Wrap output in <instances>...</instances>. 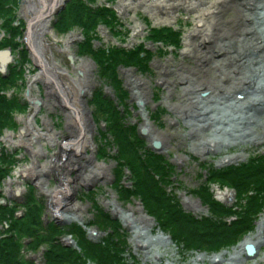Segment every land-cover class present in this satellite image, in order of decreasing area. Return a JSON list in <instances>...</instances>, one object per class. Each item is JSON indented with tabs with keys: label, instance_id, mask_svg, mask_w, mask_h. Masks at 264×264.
I'll return each mask as SVG.
<instances>
[{
	"label": "rangeland",
	"instance_id": "1",
	"mask_svg": "<svg viewBox=\"0 0 264 264\" xmlns=\"http://www.w3.org/2000/svg\"><path fill=\"white\" fill-rule=\"evenodd\" d=\"M27 1L31 5L32 17L20 15L25 25L33 20L36 14L34 7H40L39 0H25L24 5ZM125 1L128 6L124 12L120 9L122 0H73L70 6L75 3L70 12L72 18H79L78 24L69 27L62 36V31L59 34L54 30L56 15L49 21V31L57 40L67 41L71 37L67 49L69 52L61 54L54 51L61 58L62 69L71 71L72 76L87 83L86 75L92 79L93 91L82 102L84 111L92 115L94 122L89 135L92 140L87 154L89 168L86 165L80 170L71 168L66 174L60 170L63 162L58 155H61V151L51 142V138L57 142L69 141L67 113L64 108L52 105L56 99L50 98V93L45 89V73L34 58H30L32 62L29 61L25 66L27 71L21 82L23 87H19L18 82L0 86V253L1 244L6 245L9 254L15 255L20 264H264V235L261 242L255 245L254 257L248 258L240 251L244 240L255 235L259 223L264 221V169L249 171L252 178H243V189L237 190L234 184L240 173L246 171L245 167L251 163L258 166L254 160L259 155L264 157V106L256 107L257 111L262 112L261 115L247 112L249 117L253 116L250 133L258 137V143L226 136L225 142L217 140L220 145L215 149L208 146L207 151L203 149L200 152L196 145L202 138L196 136V123L189 122V116L179 111L186 105L187 99L190 102L197 98L207 100L203 95L205 88L198 89L195 98L188 92L187 98L184 89L188 85L184 80H191L192 85L201 87L214 84L211 80L215 78L214 71L206 69L193 56L189 50L191 47H186L187 36L202 29V25L196 22L192 12L184 8L173 14L169 23H164L159 20L167 18L166 14L161 13L158 19L144 7L136 8L138 0ZM216 1L206 0V3ZM255 1L260 3L264 0ZM231 4L229 2L223 7L222 17H219L223 22H229L233 16L230 10L234 11V5ZM165 29L183 33L179 47L150 38L155 37V30ZM90 33H95V39L99 42L83 48L84 35ZM195 35L197 37L191 35L189 38L198 47L202 38ZM51 37L45 35L47 40ZM53 45H56L55 41ZM63 48L61 44L58 49L64 51ZM111 51L115 53L116 59L126 63L121 66L111 63ZM129 58L133 64L129 63ZM82 63H87L90 68L85 72L72 70ZM247 64H251L249 59ZM12 65H21L20 55H15ZM256 66L259 68L261 65ZM243 69L248 78L258 81V74L255 76L253 73L255 70L242 67L241 72ZM203 70L210 76L204 78L205 74H201ZM34 78L43 84H31ZM228 83L221 86L229 89ZM249 83H245L244 87L248 91L246 96L232 92L233 96L226 99L228 103L233 104L245 97L247 100L260 99L261 96L254 92L255 84ZM112 84L115 88H112ZM32 87H35L33 92ZM94 91H98L95 112L94 104H90ZM33 93L41 102L38 107L31 100ZM16 101L27 105V110L19 105L15 112L12 111V102L17 104ZM48 101L52 104L47 105ZM115 114L118 121L135 130L141 143L134 141L137 147L138 144L143 145V156L147 152L155 153L163 159V164L166 160L167 167L174 172L171 173L174 182L171 181L170 188L168 181L164 184L168 188L164 189L163 194L164 199L166 197L171 201L173 198L179 206L183 222L193 228L195 233L203 229L216 231L221 227L234 228L236 236L241 237L238 241L232 246L228 245L230 248L217 245V249L212 247V243L220 244L218 237L196 243L188 241L190 238L187 240L183 228L168 223L171 216L167 212L163 218L152 214L154 206L151 202L156 200L148 196L151 186L144 180L139 181L128 167L122 166L116 139L104 137L111 135ZM221 114L219 116L226 115ZM27 120H32V127L29 123L27 125ZM15 122L16 126H13ZM146 128L149 132L144 130ZM197 131L202 130L197 128ZM66 137L68 140H65ZM158 138L164 139L163 145L154 141ZM7 156L15 157L16 160L9 162ZM101 163L111 168L98 179H86L87 182L82 183L83 174L93 169V165ZM153 169L155 173L156 168ZM164 169L162 167V171ZM37 173L40 175H33ZM232 173L237 176L230 181L223 176ZM159 180L165 182L162 175ZM67 184L71 194L61 207L55 209L48 192L64 191ZM204 187L207 189H201ZM189 190L198 192L191 193ZM155 192L160 195L157 183ZM175 193L174 198L172 196ZM221 194L224 196L220 200ZM190 200L198 206L191 205ZM141 217H146L142 221V224L146 223V230L140 232L143 235L145 233L143 237H139L140 234L127 221ZM159 218L166 220L165 225L171 228L169 231H161L156 223ZM192 222L202 224L193 225ZM261 224L264 232V223ZM210 231L203 230L206 234H213ZM82 237L86 238L87 245L80 242ZM174 238L179 244L173 242ZM95 241L98 245H92ZM139 243L144 246H139ZM183 243L189 246L186 254L178 247ZM116 250V257L113 258L110 254Z\"/></svg>",
	"mask_w": 264,
	"mask_h": 264
},
{
	"label": "bare ground",
	"instance_id": "2",
	"mask_svg": "<svg viewBox=\"0 0 264 264\" xmlns=\"http://www.w3.org/2000/svg\"><path fill=\"white\" fill-rule=\"evenodd\" d=\"M60 1L62 2L63 0H39L40 7H34L36 14L33 15V20L27 26L25 39H27L31 53L34 55L35 59L38 60L45 73V89L50 93V98L56 99L54 104L49 101L46 102V104H56L58 108H64L67 113V134H69V141L63 143L57 142L51 138V142L55 143V147H58L61 151V155H58L59 160L63 162V164L61 163L62 169L60 170L66 174L71 168L80 170L82 167L84 169V165H86L87 168H89L88 165H90V163L87 162L89 161L87 159V154L90 149V143H92L89 135L92 133L94 122L92 121V115H89L88 111V113L84 111V104L82 105V102H85L86 99L84 97L88 96L93 89L92 79L88 77V75L86 76L89 83H87L86 80L75 78L70 73L71 71L62 69L61 58L54 52L56 51L61 54L69 52L67 49L69 48V42H71V37L67 41L57 40L55 35L49 31L51 26L49 21L53 18L58 5L61 3ZM229 2L234 5V11L230 10L233 12V16L230 18L229 22H223L219 17H222L223 7L226 4L228 5ZM127 6L126 1L122 0L120 9L125 12ZM140 6L144 7L151 16L158 19L161 13L166 14L167 18L165 17L159 20L161 22L165 21L164 23H169L174 17L173 14L179 11L180 8H184L190 13L192 12L195 15L196 22L202 25H200L202 29L194 31V34L187 36L186 47H191L189 50L194 57L198 58L199 63H203L206 69L214 71L215 78L211 80L216 86L209 83L207 86L201 87L199 85H192L193 83L191 80H184L188 85L184 89V95L187 98L188 92L194 95L191 97L195 98V95L198 94V89L205 88L203 95L207 100L197 98L194 102H190V99H187L185 101L186 105L181 107L179 111L180 114L187 115V117L189 116L187 119L189 122L196 123L194 131L196 136L200 135L199 138H202L198 142V145H196L200 152L203 149L207 151L209 149L208 146L215 149L216 146L218 147V145H220L217 140L225 142L224 137L226 136L232 139L238 138L247 142L258 143V137L250 133L253 129L251 126L253 123L251 120H254L253 116L249 117V113L247 112H257L261 115L262 112L257 111L256 107L261 108L264 106V1L257 3L255 0H239V2L237 0H217L216 2L206 3V0H138L136 8ZM227 7L229 8V6ZM30 8L31 5L27 1L25 5L23 4V11H21V13L27 14V17H32ZM41 16L44 17L46 20L45 22L40 20ZM241 26H244V29H241ZM47 34L52 36L50 40L45 38ZM195 34H198V37L201 36L202 38L201 42L198 41V43L200 42L198 47L189 38L191 35L197 37ZM215 40L218 41L216 42ZM54 41L56 45H53ZM209 43H215L216 45L212 46V44ZM61 44L64 47V51L58 49ZM45 46L49 47L46 48ZM248 59L251 63L249 65L247 64ZM217 63L220 64L218 65ZM256 64H260L261 66L257 68ZM88 67L90 68V65L82 63L76 65L72 70L76 71L79 69L85 72V70H88ZM242 67L255 70L256 72L253 73L255 76L258 74V81L254 82L253 78H248L244 74V69L243 72H241ZM256 68L259 70H256ZM201 69L204 68L201 67ZM201 74H205L204 78L210 76L207 75L206 70H203ZM83 76L84 75H82V77ZM257 78H255V80ZM35 82H41L43 84L39 79H31V84ZM226 82H229V89H225V87H223L224 85L221 86V84ZM245 83L255 84L254 92L261 96L260 99L247 100L245 97L244 100L234 102L233 104L232 102L228 103L229 100L226 99L233 96L231 95L232 92H234L235 95L240 94L246 96L248 94V91L244 89ZM0 86L4 85L0 84ZM33 89H35V87H32V92ZM136 99L144 101L142 98ZM31 100L36 103V107H38V104H41L34 93L33 96L31 95ZM221 113L226 115L219 116ZM31 122L32 120H27V125L29 123L32 127L30 124ZM197 128L202 131H197ZM144 130L149 132L148 128ZM107 136L110 137V135H104V137ZM206 136H208L210 140H208ZM65 140H68V137H66ZM163 140L162 138H158L154 141L163 145ZM110 168L111 166L105 163L93 165V169L83 174L81 182L85 183L87 180L98 179ZM33 175L39 176L40 174L37 173ZM67 186L68 184L64 186V191L48 192L50 202L55 209L61 207V204L67 201L70 196L71 190ZM189 192L196 193L198 191L189 190ZM175 195L176 193L172 197ZM223 196L224 195L221 194L218 199L221 200ZM190 202L191 205L196 204L198 206V204L192 200H190ZM174 203L176 204L175 201ZM121 211L123 210L121 209ZM145 218L141 217L137 220H127L131 226L134 227L136 233L138 232V234H140L139 237L145 235V233L144 235L140 233L144 232L143 230L145 229L146 223L142 224V221L146 220ZM262 222L264 223L263 220ZM262 222L259 223L260 226L256 230V234L244 240L243 244L240 246L241 252L244 253L245 244L258 245L261 242L262 236L264 235L261 228ZM160 240L163 241L162 238H160ZM80 242L87 245L86 238L80 239ZM92 245L95 244L93 243ZM139 246L144 245L139 243ZM178 247L185 254L187 253V244L183 243ZM236 252L239 253V251ZM235 255L240 256L241 254L236 253Z\"/></svg>",
	"mask_w": 264,
	"mask_h": 264
},
{
	"label": "trees",
	"instance_id": "3",
	"mask_svg": "<svg viewBox=\"0 0 264 264\" xmlns=\"http://www.w3.org/2000/svg\"><path fill=\"white\" fill-rule=\"evenodd\" d=\"M0 2H1L0 15H2V14L7 13L8 8L6 4L8 5L10 0H0ZM65 14L66 13L60 16L59 22L56 25V28L62 32H66L67 30H69V27L77 25L78 23L76 20L79 19V18H76V19L72 18L71 12H69L66 15ZM9 15L10 13L6 15L4 18H7ZM83 27L85 28V26ZM10 44H12L11 41L7 43V45H10ZM87 47H90V45H88ZM83 48H86V47L84 46ZM134 58H136V56H134ZM13 71L16 72L15 70ZM14 72H12L13 75L11 79L7 81V84L14 83V77L16 75V73ZM103 98L105 101H109L108 99H105V97ZM114 119L115 121L113 122L112 127H111V136L116 139L115 143L117 144L118 149L121 151L120 161L122 162L120 163L122 164V166L128 167L132 171L133 176L137 177L139 181L144 180L146 183H148L149 186H151L150 194H148V196L153 197L155 198L154 200H156V201L151 202L153 203V206H154V208H152L153 210L151 211L153 215L155 216L159 215L161 218H163L164 217L163 215L167 212L166 214L171 216L167 220L168 223H171L170 225H174L175 227L183 228L184 232L187 234L186 236L187 240H188V237L190 238L188 241L192 240L196 243L197 241L209 240L210 238L218 237L220 244L217 242L212 243L213 245L212 247H215L216 249L219 248L217 247V245H220V246L232 245L234 242H236L240 238L236 236V233H235L236 230L234 228L229 229L227 227H221V228L216 229V231H210L207 229H203L204 232L210 231V232H213V234H210V233L206 234L203 232V230L201 232L195 233L194 232L195 230L193 228L189 227L186 223H184L183 216L179 209V206H177V204L174 203V200L171 199L170 201L166 197L164 199L165 195L163 193L165 192L164 189H166V187L164 183L161 182L162 180H159V177L160 175H162V178L164 179L167 176L168 170L166 169L165 163L163 164V159L159 158L156 154L152 152H147L146 155L143 156V152H144V151L142 152L143 145L138 144V147H137L134 141V140L139 141V138H137V136L135 135V130L130 127L129 128L126 127L120 121H118V118H116V114L114 115ZM139 146L141 148H139ZM255 162L258 163V166L255 163H252L251 164L252 167L250 169L249 167H245L246 171L240 173L239 177L235 180L234 184L236 185L237 190L240 188L243 189V187L245 186L244 185L245 180L243 179L244 177L247 178L248 180L252 178L248 174L249 171L253 172L255 170L264 169V159H257ZM158 163H159V166H158ZM153 167L156 168L155 173H154ZM162 167L165 168L163 171H162ZM223 176L225 179L230 181L234 178V176L236 177L237 175L236 173H232V174H224ZM164 180H167V179H164ZM156 183H157V187L160 188V195L156 194L155 192ZM220 184L223 185L224 183H220ZM209 203H206V204L209 205ZM170 219H173V221H170ZM158 223L161 225L164 231H169L171 229V228H168L169 227L168 224L165 225L166 223L165 219L160 220L159 218ZM192 223L193 225L202 224V223L196 224L195 222H192ZM218 239H216V241ZM174 241H176L177 244H179L177 238H174ZM206 242L207 241H204L203 243H206ZM187 247H189L188 244H187ZM1 249L2 251L0 253V264H20L15 259L16 258L15 255L9 254V251H7L6 245L2 246L1 244ZM116 254H117V250L111 253L110 255L114 258L116 257Z\"/></svg>",
	"mask_w": 264,
	"mask_h": 264
},
{
	"label": "water",
	"instance_id": "4",
	"mask_svg": "<svg viewBox=\"0 0 264 264\" xmlns=\"http://www.w3.org/2000/svg\"><path fill=\"white\" fill-rule=\"evenodd\" d=\"M2 57V56H1ZM245 251H246V254L249 258H252L256 255V250H255V247L252 246V245H248L246 246L245 248Z\"/></svg>",
	"mask_w": 264,
	"mask_h": 264
}]
</instances>
